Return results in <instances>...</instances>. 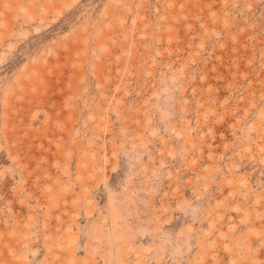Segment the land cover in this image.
<instances>
[{
    "label": "rangeland",
    "instance_id": "374dc122",
    "mask_svg": "<svg viewBox=\"0 0 264 264\" xmlns=\"http://www.w3.org/2000/svg\"><path fill=\"white\" fill-rule=\"evenodd\" d=\"M0 264H264V0H0Z\"/></svg>",
    "mask_w": 264,
    "mask_h": 264
}]
</instances>
